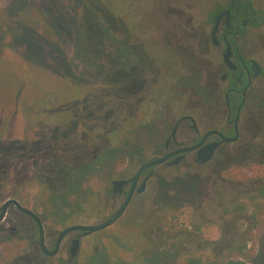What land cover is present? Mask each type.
Here are the masks:
<instances>
[{
  "label": "rangeland",
  "instance_id": "rangeland-1",
  "mask_svg": "<svg viewBox=\"0 0 264 264\" xmlns=\"http://www.w3.org/2000/svg\"><path fill=\"white\" fill-rule=\"evenodd\" d=\"M172 1L0 0V203L16 188L47 200L41 180L28 177L37 170L22 174L23 157L85 163L106 146L132 142V118L119 123L139 99L153 96L149 91L156 102L136 116L162 113L164 105L177 113L176 97L181 107L198 102L195 52L191 46L177 51L160 10ZM118 40L141 54L140 62L126 57L128 72L118 68ZM173 73L182 79L170 86L165 81ZM111 167L88 173L81 187L89 196L74 189L71 196L85 201L71 219L94 225L107 215L100 189L121 174ZM163 170L117 223L82 241L74 264H185L190 257L264 264V199L251 200L264 186V162L216 158L204 167ZM161 177L168 184L162 188ZM238 206L243 211H234ZM66 257L62 250L54 264Z\"/></svg>",
  "mask_w": 264,
  "mask_h": 264
},
{
  "label": "flooded vegetation",
  "instance_id": "flooded-vegetation-1",
  "mask_svg": "<svg viewBox=\"0 0 264 264\" xmlns=\"http://www.w3.org/2000/svg\"><path fill=\"white\" fill-rule=\"evenodd\" d=\"M160 10L166 15L164 21L167 20L170 29L166 33L170 38L173 37L177 51L179 47L183 51V47L191 46L195 52L198 102L191 107H181L182 102L176 97L173 106L175 104L179 107L177 113L164 105L159 109L162 113L154 111L152 114L148 112L146 115L136 116L140 110L148 108L149 111L156 102L155 90H151L148 94L153 96L139 99L135 108L130 109L126 118L122 117L119 123V126L123 123L124 127L128 116L132 118L131 131H136V134L128 136L133 139L132 142L121 140L119 147L106 146L100 154H95L85 163L72 164L66 159L61 163L49 162L46 157L39 156L23 157L26 166L22 174L27 175L30 169L37 170L36 177L33 173L28 177L31 180H41L42 196L46 195L47 200H38L36 196L32 198L27 189L20 191L16 188L14 193L2 200L0 211L6 201L14 199L23 208L37 215L48 251H53L64 229L75 225H90L86 221L71 219L69 213L81 211L85 201V198L75 196L77 193L74 194L75 197L71 196L74 189L83 196L91 194L88 187H81L86 185L84 179L91 170L100 168L109 172L115 163V169L121 172L115 179L109 177L103 181L99 192L100 202L107 215L98 220L97 224H100L109 219L125 202L132 189L134 176L143 165L153 160L176 153L163 164L143 172L123 216L134 205L135 199L146 193L150 183L158 175L161 176L157 173L158 169L169 171L184 164L204 167L216 158L228 160L245 157L264 162V0H173ZM117 46L118 68L128 72L125 68L126 57L139 61L141 54L136 56V52L130 50L123 40ZM125 48L129 51L128 55L123 54ZM175 56L179 58L178 54ZM152 57L154 64L157 63L156 60L159 61L156 56ZM181 79V74L173 73L165 83L175 86ZM121 90L123 97L128 91L125 86ZM185 94V90L179 93L182 98ZM186 117L193 120L181 122L173 136L176 123ZM203 140V144L195 151L178 152L197 146ZM214 143L220 144L213 158L205 165L198 164L196 160L199 151ZM130 146L134 149L132 153L128 152ZM128 155L130 160L125 159ZM177 159L180 161L172 165ZM148 177L145 192L137 194V189ZM52 179L60 181L63 186L57 188ZM161 179L163 178L159 179L160 188L168 185L166 180ZM115 181L126 182L118 188L117 193L113 192ZM166 195L163 198L168 199ZM93 234L72 232L63 239L57 254L47 255L40 245L37 221L12 205L0 222V239H5L0 264H54L62 250L66 251L67 257L66 261L61 260L59 264H74L82 241ZM76 240L79 241L78 251L72 256L71 250Z\"/></svg>",
  "mask_w": 264,
  "mask_h": 264
},
{
  "label": "water",
  "instance_id": "water-1",
  "mask_svg": "<svg viewBox=\"0 0 264 264\" xmlns=\"http://www.w3.org/2000/svg\"><path fill=\"white\" fill-rule=\"evenodd\" d=\"M186 119H191L193 120V118L191 117H186V118H183L181 120H179L175 127H174V130H173V136L177 130V127L179 126V124L181 122H183L184 120ZM208 136V135H207ZM206 136V137H207ZM205 137V138H206ZM205 140V139H204ZM204 140L197 146H194L192 148H188V149H184V150H180L178 152H185V153H189V152H192V151H195L197 150L204 142ZM225 140V139H224ZM220 143H214V144H211L209 146H206L204 148H202L199 153H198V158L196 160V162L200 165H205L206 163H208L214 156V153L216 151V149L218 148ZM176 153H172V154H169L167 155L166 157H163V158H160V159H156V160H153L145 165H143L139 171L136 173V175L134 176L133 178V186H132V189L127 197V199L125 200V202L120 206V208L107 220L101 222L100 224H96V225H87V226H83V225H75V226H71V227H68L66 229H64L60 235H59V238L56 242V245H55V248L53 249V251H48L46 246H45V243H44V232H43V228H42V224L40 222V220L38 219L37 215H35L33 212L23 208L16 200L14 199H11V200H8L5 202V204L3 205L1 211H0V222L4 219L6 213H7V210L10 206L14 205L16 206L21 212L31 216L33 219H35L39 225V229H40V245L42 247V250L45 254L47 255H50V256H54L55 254H57L58 250H59V246L61 244V242L63 241V239L70 233L72 232H75V231H79V232H83L85 235H90V234H93V233H96V232H99V231H102L112 225H114L122 216L123 214L125 213V211L127 210L130 202H131V199L135 193V186H136V183L137 181L139 180L140 176L143 174V172H145V170L149 169V168H153L155 166H158V165H161L163 164L164 162H166L169 158H171L172 156H174ZM180 161V159H177L176 161H174L172 163V165H175L177 164L178 162ZM149 177L146 178L142 185L137 189V194H143L146 190V184H147V181H148ZM126 182H120V181H115L114 182V189H113V192L114 193H117L118 192V188L121 187L123 184H125ZM78 240H76L74 242V246L71 250V254L72 256H75L77 251H78Z\"/></svg>",
  "mask_w": 264,
  "mask_h": 264
},
{
  "label": "trees",
  "instance_id": "trees-1",
  "mask_svg": "<svg viewBox=\"0 0 264 264\" xmlns=\"http://www.w3.org/2000/svg\"><path fill=\"white\" fill-rule=\"evenodd\" d=\"M264 199V187L259 188L251 200ZM237 212L243 211V207H235ZM245 246L240 247L239 250H244ZM185 264H249L246 261L239 259H229L224 258H202V257H190L187 259Z\"/></svg>",
  "mask_w": 264,
  "mask_h": 264
}]
</instances>
